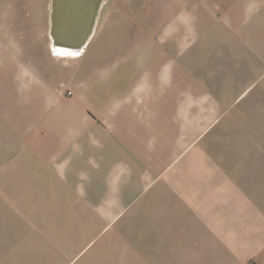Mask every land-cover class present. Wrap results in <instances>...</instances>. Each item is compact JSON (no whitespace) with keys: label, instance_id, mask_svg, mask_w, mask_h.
I'll return each instance as SVG.
<instances>
[{"label":"crops","instance_id":"obj_1","mask_svg":"<svg viewBox=\"0 0 264 264\" xmlns=\"http://www.w3.org/2000/svg\"><path fill=\"white\" fill-rule=\"evenodd\" d=\"M154 1L127 69H0V264L88 218L127 264H264V0Z\"/></svg>","mask_w":264,"mask_h":264},{"label":"rangeland","instance_id":"obj_2","mask_svg":"<svg viewBox=\"0 0 264 264\" xmlns=\"http://www.w3.org/2000/svg\"><path fill=\"white\" fill-rule=\"evenodd\" d=\"M129 1L132 0H102L89 40L90 44L86 54L79 60L83 69H111V64L106 65L108 61L100 65L102 60L95 55L96 46H101L102 40L116 42L114 43L116 51L125 58L117 69L128 68L126 58L128 41L131 45L137 43L135 31L138 29V22L146 23L145 18L152 17L157 11L149 13L147 9V13H142L145 0H133L131 4L136 2L134 5L137 8L132 5V9H128ZM50 3L51 0H0V69H18L19 67L30 69L31 65H38L41 69L48 68L45 59L56 57L50 48ZM107 19L112 23H116L117 19L120 20L119 24H123L119 26L122 31L120 36L114 33L115 28L110 24L100 29ZM114 34L120 39H125V42H120ZM109 49L107 47L108 51ZM106 54L107 52L103 54L105 59H107ZM54 59L51 60L55 61ZM54 76H50L49 80H53ZM262 81L264 83V74ZM260 97L264 98V89ZM87 222L86 249H79L81 245L77 243L79 235L72 232L64 236L68 239L66 242L55 241V248L24 250L21 264H127L133 261L135 251L127 249L125 241L114 240L109 230L106 233L97 234L91 227L94 219L88 218ZM138 252L141 251L138 250Z\"/></svg>","mask_w":264,"mask_h":264},{"label":"water","instance_id":"obj_3","mask_svg":"<svg viewBox=\"0 0 264 264\" xmlns=\"http://www.w3.org/2000/svg\"><path fill=\"white\" fill-rule=\"evenodd\" d=\"M102 0H51L49 36L52 49L78 52L92 35Z\"/></svg>","mask_w":264,"mask_h":264},{"label":"bare ground","instance_id":"obj_4","mask_svg":"<svg viewBox=\"0 0 264 264\" xmlns=\"http://www.w3.org/2000/svg\"><path fill=\"white\" fill-rule=\"evenodd\" d=\"M83 49V48H82ZM81 49V50H82ZM54 53L58 54V55H64V56H67V55H77L81 50H79L78 52H66V51H63V52H59V51H56L54 49H52Z\"/></svg>","mask_w":264,"mask_h":264}]
</instances>
